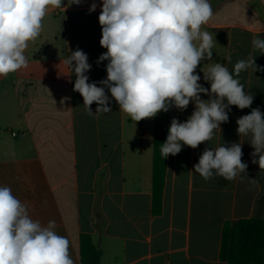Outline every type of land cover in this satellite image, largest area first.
<instances>
[{
    "label": "crops",
    "instance_id": "0c3cea01",
    "mask_svg": "<svg viewBox=\"0 0 264 264\" xmlns=\"http://www.w3.org/2000/svg\"><path fill=\"white\" fill-rule=\"evenodd\" d=\"M93 2L98 6L90 13ZM210 3L214 14L203 30L217 42L213 61L231 72L251 54L264 66V54L252 46L254 36L264 38V0ZM101 8L102 0H82L65 11L50 10L40 36L25 51L28 67L0 77V186H9L42 226L56 222V232L70 241L75 264H80L83 234L92 237L101 264H228L221 260L224 225L256 216L263 193L264 169L252 163L251 137L237 134L236 120L252 108L264 112V72L250 68L238 77L254 95L249 108L230 106L229 121L221 124V132L215 130L212 140L195 149L183 146L166 158L162 210L154 214L155 130L164 128L168 134L171 120L185 122L195 104L183 111L171 108L157 125L150 118L135 123L114 99L112 111L87 114L82 96L73 91L75 75L69 82L62 75L68 69L60 62L79 48L91 65L89 82L106 78L108 61L97 64L107 51L99 43ZM211 62L205 60L196 69L206 88L210 83L201 69ZM201 98L208 96L202 93ZM91 108L95 112L97 104ZM234 142H243L245 179L214 176L205 181L189 172L206 147ZM260 216L264 219V210Z\"/></svg>",
    "mask_w": 264,
    "mask_h": 264
},
{
    "label": "clouds",
    "instance_id": "9594fccd",
    "mask_svg": "<svg viewBox=\"0 0 264 264\" xmlns=\"http://www.w3.org/2000/svg\"><path fill=\"white\" fill-rule=\"evenodd\" d=\"M82 0H0V77H7L28 67L25 51L43 31V21L50 10L80 5ZM93 2L89 12H94ZM210 0H102L98 17L101 26L102 53L97 64L108 61L107 76L89 82L91 70L87 54L77 48L60 63L75 75L73 91L83 98L88 115L112 111V100L131 120L139 122L154 118L170 108L187 109L194 102L195 110L185 122L173 118L161 155L166 159L181 152L183 146L197 148L213 139L215 130L229 121L230 106L249 108L254 95L245 90L240 73L248 69L264 72L255 57L249 54L230 72L226 64L213 61L216 45L212 33L203 30L213 16ZM252 46L264 54V38L253 37ZM212 61L202 68L204 87L196 72L203 61ZM228 62L231 57H227ZM100 85V86H98ZM106 90L111 95L106 93ZM208 96L202 99L201 94ZM97 104L95 112L91 105ZM237 134L250 136L248 142L253 164L264 169V112H251L236 120ZM243 142L223 143L215 149L206 147L198 163L189 171L205 181L214 176L232 181L247 173L242 161ZM170 170V169H169ZM171 171V170H170ZM250 184L254 178L247 177ZM0 264H75L70 254V241L56 232V222L42 226L33 220L28 207L9 186H0Z\"/></svg>",
    "mask_w": 264,
    "mask_h": 264
},
{
    "label": "trees",
    "instance_id": "16d2710c",
    "mask_svg": "<svg viewBox=\"0 0 264 264\" xmlns=\"http://www.w3.org/2000/svg\"><path fill=\"white\" fill-rule=\"evenodd\" d=\"M167 130L157 128L154 134L153 157V213L162 210L166 159L161 155V144ZM263 193L257 202V215L247 219L227 221L223 228L221 260L228 264H264V174H260ZM80 264H101L100 251L88 234L80 238Z\"/></svg>",
    "mask_w": 264,
    "mask_h": 264
},
{
    "label": "rangeland",
    "instance_id": "374dc122",
    "mask_svg": "<svg viewBox=\"0 0 264 264\" xmlns=\"http://www.w3.org/2000/svg\"><path fill=\"white\" fill-rule=\"evenodd\" d=\"M162 113H166L167 116L170 115V113H171V108H170V110H169L168 112H160V113L157 114L156 117H154V118H150V119H151V123L156 124V125H157V124H161V122H162L161 115H163Z\"/></svg>",
    "mask_w": 264,
    "mask_h": 264
}]
</instances>
